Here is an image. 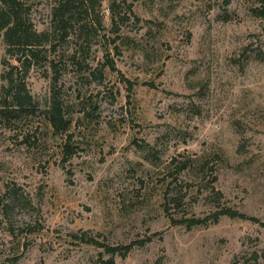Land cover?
Returning <instances> with one entry per match:
<instances>
[{"label":"rangeland","instance_id":"374dc122","mask_svg":"<svg viewBox=\"0 0 264 264\" xmlns=\"http://www.w3.org/2000/svg\"><path fill=\"white\" fill-rule=\"evenodd\" d=\"M29 2L48 29L53 0ZM262 11L264 0H135L113 43L101 0V27L85 21L49 54L58 79L34 65L31 106L0 102V249L17 264H104L129 243L115 264H264ZM15 65L0 42V74L21 76ZM221 206L258 220L174 223Z\"/></svg>","mask_w":264,"mask_h":264},{"label":"trees","instance_id":"16d2710c","mask_svg":"<svg viewBox=\"0 0 264 264\" xmlns=\"http://www.w3.org/2000/svg\"><path fill=\"white\" fill-rule=\"evenodd\" d=\"M135 0H108L109 19L111 22L112 32L115 34L111 38V42H115L120 39L119 26L124 21L128 20L130 14H132V3ZM101 0H53V4L50 9V22L49 28L45 30H37L35 24L30 18V2L29 0H0V42L4 46L5 54L9 58H13L18 62L17 68H20L22 75L12 72H3L0 74V78L5 81L2 86L5 87L3 98L0 99L2 103L15 106L14 112L24 111L32 103V97L24 86V76L30 69V67L39 64H47L54 72L53 80H57L59 77V71L56 61L49 58V54L53 53L61 43H66L69 34L75 31L77 36L83 33L84 28L89 21L92 24L101 27L102 16L95 12V9L100 6ZM85 5V6H84ZM94 13L91 20L87 19V16ZM262 14L264 11L261 12ZM3 64L9 65V61L3 59ZM110 68H113L114 64L111 60L106 61ZM127 87H132V82L129 79H125ZM8 96L10 99H8ZM9 103V104H8ZM0 105V107H1ZM2 109H8L7 107H1ZM12 109V108H10ZM50 110L52 112V118L54 122L61 123L62 117L60 115L59 105L56 100H52ZM2 112V111H1ZM10 112V111H9ZM8 116V115H7ZM73 149L66 144L64 149V158L70 156ZM185 168V165L181 166V169ZM218 194H220L217 191ZM225 215L230 218H238L256 222L258 219L249 216L243 212L227 206H221L211 214L204 217H192V218H179L174 220V223L185 225L190 228L192 225L207 224L209 222L216 223L219 216ZM84 237V236H83ZM151 237H147L149 241ZM91 240V239H89ZM134 243L126 245H114L108 247L110 256L103 261L104 264H115L114 255L119 254L124 257L132 248ZM10 250V248H8ZM4 247L0 249V264H17L19 255L11 250L6 251ZM256 258V257H255Z\"/></svg>","mask_w":264,"mask_h":264}]
</instances>
